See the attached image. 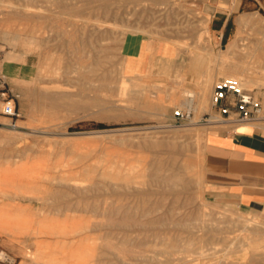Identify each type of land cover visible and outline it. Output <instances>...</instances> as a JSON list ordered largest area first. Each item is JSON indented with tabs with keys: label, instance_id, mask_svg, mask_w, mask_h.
Instances as JSON below:
<instances>
[{
	"label": "rangeland",
	"instance_id": "rangeland-1",
	"mask_svg": "<svg viewBox=\"0 0 264 264\" xmlns=\"http://www.w3.org/2000/svg\"><path fill=\"white\" fill-rule=\"evenodd\" d=\"M1 1L0 97L13 100L19 128L13 129L11 117L0 110V253L6 255H0V264H103L112 258L117 264H126L123 256L133 264H264V221L208 190L204 158L210 125H181L174 115L177 109H187L180 103L188 88L197 93L193 99L198 101L207 71L212 72V81L204 91V107L194 104V121L213 111L215 82L234 73L254 80L253 89H247L255 92L264 110V0H137L139 4L112 0L121 1L127 15L102 24L97 22V17L105 18L98 9L100 0H68L82 7L78 15L62 14L56 0ZM11 3L13 9L3 6ZM32 6L35 11L42 8L35 17ZM39 13L46 18L39 19ZM241 18L246 19L241 23ZM259 26L263 51H254ZM142 40L176 47L178 57L161 62V70L154 65L146 75L129 76L124 72L125 58L133 44ZM232 41L237 42L234 53L223 57ZM188 61L199 65L196 80L175 68L188 66ZM101 67L110 70L109 83L101 81ZM19 68L23 74L16 78L13 72ZM123 73L126 90L122 88ZM52 93L58 95L56 99H51ZM76 101L81 104L77 109L71 105ZM85 103L90 107H83ZM254 124L264 126V118ZM157 168L165 179L178 175L182 181L166 179L143 202H134L133 213L138 217L152 209L143 217L146 225L131 230L109 226L106 209L114 197L96 190L95 184L117 175L122 178L128 172L143 183ZM61 195L66 209L59 215L55 210L61 203L56 199ZM39 197H48L46 211ZM223 210L232 216L230 221ZM238 215L251 219L237 224ZM154 219L163 221L152 224ZM56 230L64 231V250L52 255L48 252L57 238L51 231Z\"/></svg>",
	"mask_w": 264,
	"mask_h": 264
},
{
	"label": "crops",
	"instance_id": "crops-1",
	"mask_svg": "<svg viewBox=\"0 0 264 264\" xmlns=\"http://www.w3.org/2000/svg\"><path fill=\"white\" fill-rule=\"evenodd\" d=\"M177 57L176 47L142 40L128 50L124 72L129 76L146 75L154 65L161 70V62ZM175 68L191 80L197 79L199 65H192V61L186 67ZM21 70L14 71V77H20ZM209 127L204 158L208 190L264 221V126L251 123Z\"/></svg>",
	"mask_w": 264,
	"mask_h": 264
},
{
	"label": "bare ground",
	"instance_id": "bare-ground-1",
	"mask_svg": "<svg viewBox=\"0 0 264 264\" xmlns=\"http://www.w3.org/2000/svg\"><path fill=\"white\" fill-rule=\"evenodd\" d=\"M3 2H4V0H2ZM1 1V2H2ZM33 1V0H32ZM57 1V3H58V5H60V7H61V9H62V14H64V13H67V14H71V15H78V14H81L82 13V7L81 6H79V5H77V4H75V3H70L68 0H56ZM128 1V0H127ZM132 1H134L135 3H138V1L137 0H132ZM131 1V2H132ZM156 1V0H155ZM14 2V1H13ZM100 7L98 8V9H101L102 10V12H104V14H105V18H99L98 19V17H97V22H99V23H101L102 24V22H105V21H110V20H116V18L119 16V15H125V12H126V10L125 9H123V7L122 6H124V5H121V1L118 3L117 1H110V0H100ZM130 2V3H131ZM176 2V1H175ZM174 2V3H175ZM223 2V1H222ZM26 3H27V0H26ZM50 3V2H49ZM48 3V4H49ZM57 3H55V4H57ZM90 3H92V1L90 2ZM89 2H88V4H90ZM97 3V2H96ZM142 3H143V1H142ZM145 3V2H144ZM31 4V3H30ZM42 4V3H41ZM85 4H87V3H85ZM115 4V5H114ZM139 4V3H138ZM145 4H147V3H145ZM176 4V3H175ZM175 4H173V5H175ZM28 5V4H27ZM50 5V4H49ZM91 5V4H90ZM3 6H7V7H10V9H11V7H12V9L14 8L13 7V5H12V3L11 4H9V5H3ZM83 6H87V5H83ZM131 6V5H130ZM151 6V5H150ZM153 6V5H152ZM17 7V6H16ZM15 7V8H16ZM27 7V6H26ZM33 7V6H32ZM139 7H141V6H139ZM29 9H31L32 10V8H30V7H28ZM34 8L35 7H33V12L35 11L34 10ZM54 8V7H53ZM89 8V7H88ZM128 8H130V7H128ZM1 9V8H0ZM38 9H39V7H38ZM85 9V8H84ZM135 9V8H134ZM42 10V8H40L39 10H36V11H38V12H40ZM60 10V9H59ZM96 9L94 8L93 9V11H95ZM26 11V10H25ZM29 11V10H28ZM28 11H26V12H28ZM36 11H35V14H33V16L35 17L36 16ZM54 11H56V10H54ZM58 11V10H57ZM124 11V12H123ZM30 12V11H29ZM37 12V13H38ZM43 12L44 11H42L41 13L43 14ZM50 12V11H49ZM60 12V13H61ZM128 12V11H127ZM41 13H39V15L37 14V17L39 16V19H40V17H41V19H43L42 17H44V16H42L41 15ZM47 13V12H46ZM144 13V12H143ZM50 14V13H49ZM66 14V15H67ZM89 14V13H88ZM131 14V13H130ZM0 15H2V14H0ZM32 15V14H31ZM31 15H30V17H31ZM41 15V16H40ZM65 15V16H66ZM126 15H127V13H126ZM125 15V16H126ZM27 16V15H26ZM49 16V15H48ZM28 17V16H27ZM51 17H53L52 16V14H51ZM50 17V18H51ZM68 17V16H67ZM18 18V17H17ZM44 18H46V17H44ZM50 18H48V19H50ZM121 18H122V16H121ZM128 18V17H127ZM58 19V18H57ZM245 19L246 18H241L240 19V22L242 23L243 21H245ZM79 21V20H78ZM84 21H85V19H84ZM90 21H92V20H90ZM94 22H95V20H93ZM88 22V21H87ZM94 22H93V24H94ZM182 22V21H181ZM110 23V22H109ZM48 24V23H47ZM88 24V23H87ZM100 24V25H101ZM118 24V23H117ZM185 24H187V23H185ZM99 25V24H98ZM104 25H106V24H104ZM104 25H103V27H104ZM109 25H111V24H109ZM116 24H114V26H115ZM107 26V25H106ZM113 26V25H112ZM113 26V27H114ZM50 27V26H49ZM101 27V26H100ZM116 27V26H115ZM41 28V27H40ZM111 28V27H110ZM118 29H126V28H123V27H120L119 28V26L117 27ZM114 29V28H113ZM117 29V30H118ZM130 28H128V30H129ZM49 30H50V28H49ZM94 30V29H93ZM133 30V29H132ZM135 30V29H134ZM133 30V31H134ZM262 28L259 26L258 27V29H257V31H256V36H255V38H254V51H256V50H262L263 49V47H262V40H261V38H260V36H259V34L260 33H262ZM63 31V30H62ZM114 31H116V30H114ZM131 31V30H130ZM140 31V30H139ZM199 31V30H198ZM64 32V31H63ZM124 33V32H123ZM34 34V33H33ZM58 34V33H57ZM91 34V33H90ZM7 35V34H6ZM199 35H200V33H199ZM58 36H59V34H58ZM92 36V35H91ZM118 36H119V34H118ZM123 36V35H122ZM121 37V36H120ZM61 38V37H60ZM115 38V37H114ZM83 39V38H82ZM91 39V38H90ZM109 39V38H108ZM96 40V39H95ZM103 40V39H102ZM98 41V40H97ZM101 41V40H100ZM109 41V40H108ZM92 42V41H91ZM104 42V41H103ZM102 42V43H103ZM184 43H186V42H184ZM82 44V43H81ZM99 44V43H98ZM31 45V44H30ZM33 45V44H32ZM184 45V44H183ZM237 46V42L236 41H232L231 43H230V45L228 46V49H227V51L223 54V57H225V56H228V55H230V54H233L234 53V49H235V47ZM185 47V46H184ZM194 47V46H193ZM182 48H183V46H182ZM196 49V48H195ZM201 49V48H200ZM194 50V49H193ZM197 50V49H196ZM196 50H194V52L196 51ZM198 52L199 51H201V50H197ZM263 51V50H262ZM202 52V51H201ZM205 52V51H204ZM87 53V52H86ZM21 54V53H20ZM204 54V53H203ZM180 56V55H179ZM255 56V55H254ZM72 57H73V55H72ZM98 58H99V65H102V63H101V61H100V57L98 56ZM222 58V57H221ZM209 59H211V58H209ZM225 59V58H224ZM189 62V61H188ZM210 62H211V60H210ZM215 63V62H214ZM210 64V63H209ZM208 64V65H209ZM87 66V65H86ZM95 67V66H94ZM209 68H210V66H208ZM113 68V67H112ZM111 68V69H112ZM219 68V67H218ZM83 69V68H82ZM89 69H90V67H89ZM100 69H102V72L100 73V78H101V81L103 82V84H106V83H109L110 82V78H111V73H110V70L109 69H103L102 67L100 68ZM214 69V68H213ZM69 70V69H68ZM87 70V69H86ZM91 70V69H90ZM73 71V70H72ZM219 71V70H218ZM221 71V70H220ZM74 73V72H73ZM212 73V72H211ZM211 73H210V71H207L204 75H203V80H202V85L200 86V88H201V91L198 93V95H199V99H198V101L196 102L195 101V99H193V97H195V95L197 94V93H195V91H193V90H189V88H188V90H186V92H185V99H183L182 101H181V103H180V106H183V107H185V108H188V107H193L194 108V104L196 105V108L198 107V106H200L201 108L202 107H204V101H205V98H204V91L206 90V88L208 87V85H209V83H210V81H212L211 79H212V76L213 75H211ZM219 73V72H218ZM41 74V73H40ZM249 74H251V73H249ZM75 75H76V73H75ZM41 77V76H40ZM54 77V76H53ZM85 77V76H84ZM230 77H232V78H236V79H238L241 83H242V85L245 87V88H250V89H253V86H255L256 85V83L254 82V80H252V79H248V78H246L243 74H238V73H234V74H231V76ZM256 77V76H255ZM42 78V77H41ZM127 76L123 73V80H122V84H123V86H122V88H123V90H126V87L124 86L126 83H127ZM258 78H259V76H258ZM44 79V78H43ZM183 79V78H182ZM186 79V78H185ZM40 80H38V82H39ZM42 81V80H41ZM91 81H93V80H91ZM183 81V80H182ZM260 81H262V80H260ZM48 82V81H47ZM68 82V81H67ZM79 82V81H78ZM83 82V81H82ZM91 83V82H90ZM53 84V83H52ZM98 84V83H97ZM54 85V84H53ZM57 85V84H56ZM59 85V84H58ZM57 85V86H58ZM61 85H63V84H60L59 86H61ZM88 85V84H87ZM260 85V84H259ZM51 86V85H50ZM58 86V87H59ZM142 86H144V85H142ZM198 86V85H197ZM76 87H78V85L76 86L75 85V88ZM86 87V86H85ZM92 87V86H91ZM64 88H66V86L64 87ZM69 88H71V87H69ZM88 88H89V86H88ZM93 88V87H92ZM95 88V87H94ZM121 88V89H122ZM144 88V87H143ZM123 90H122V92H123ZM41 91V90H40ZM70 91V90H69ZM85 93V92H84ZM88 93H90V92H88ZM105 93V95H106V92H104ZM65 95V94H64ZM63 95V96H64ZM85 95V94H84ZM57 96L58 95H56V94H51V99H56L57 98ZM80 96V95H79ZM73 97V96H72ZM64 98H66V101L65 102H67V103H65L66 105H68L69 104V102H68V100H67V96H65ZM36 99V98H35ZM99 100V99H98ZM98 100H94L95 101V103H96V105H98L99 103V101ZM101 100V99H100ZM173 100V99H172ZM175 100V99H174ZM89 101V100H88ZM102 102V101H101ZM196 102V103H195ZM93 104V103H92ZM52 105V104H51ZM71 105L72 106H74L76 109L77 108H79L80 106H81V104L80 103H78V101H76V102H73V103H71ZM60 106V105H59ZM83 107H85V108H88V107H90V103H85V105H83ZM106 108H104V107H101V110L103 111V110H105ZM24 134V133H23ZM27 135V134H26ZM11 137V136H10ZM10 137H8V138H10ZM21 138V137H20ZM11 139V138H10ZM15 138H13V140H14ZM12 140V139H11ZM21 141V140H20ZM11 142V141H10ZM175 142V141H174ZM160 145H162V144H160ZM164 145V144H163ZM173 147V150H175L176 148H177V146L175 147V146H172ZM172 147H170V148H172ZM173 152V151H172ZM162 155V154H161ZM172 155V154H171ZM177 155V154H176ZM157 158V157H156ZM163 158V157H162ZM170 158H173V155H172V157L170 156ZM170 158H168V159H170ZM176 159H178V158H176ZM173 160H175V159H173ZM162 161V160H161ZM176 161V160H175ZM178 162V161H177ZM181 162H183V161H181ZM140 163V162H139ZM184 163V162H183ZM141 164V163H140ZM176 164V163H175ZM142 165V164H141ZM118 166V165H117ZM167 166H168V164H167ZM175 166V165H174ZM184 166V165H183ZM190 168V167H189ZM138 169V168H137ZM136 169V170H137ZM158 170H156V171H154L153 170V172H150V173H148L147 175H148V179H146V181H144L143 183L141 182H139V181H137L136 179H134V178H131L130 176H129V172L128 173H126L125 174V176L124 177H122V178H120L118 175L117 176H115V177H113V178H111V179H106L105 181H102V182H97L96 184H95V189L96 190H99V191H101V190H105V191H107L109 194L108 195H110L109 197H111V198H113L114 197V199L111 201V203H109L110 205H109V208L108 209H106L107 211H108V216L106 217V220H107V222H108V225L109 226H111V227H113V229H119V230H122V229H127V228H129L130 230H131V228L134 226H137V225H143V224H145L146 225V223H148V222H145V221H143V217L145 216V215H147V214H149V213H151V210L152 209H145V211H143V214L142 215H140L139 217H138V215L136 216V215H134V213H133V207H134V204L135 203H141V202H143L144 200H145V197H147V196H151L153 193H154V188L153 187H155V186H161V184L167 179H165L164 177H162L161 175H160V172H159V168H157ZM188 169V168H187ZM171 170V169H170ZM173 170V169H172ZM111 171V170H110ZM177 171V170H176ZM188 171V170H187ZM113 172V171H112ZM178 172V171H177ZM167 173H168V171H167ZM124 174V173H123ZM111 175V174H110ZM103 178V177H102ZM180 179V176H178V175H173V176H171L169 179L170 180H175V179ZM169 179H167V180H169ZM188 179V178H187ZM59 180H60V178H59ZM62 180V179H61ZM181 180V179H180ZM189 180V179H188ZM182 181V180H181ZM60 182V181H59ZM67 182V181H66ZM180 182V181H179ZM187 182V181H186ZM186 182H183V183H186ZM68 183V182H67ZM182 183V182H181ZM140 184H143V186H140ZM198 184H199V182H198ZM82 186V185H81ZM80 186V187H81ZM174 187H176L175 185H173ZM178 187V186H177ZM176 187V188H177ZM186 187H188V186H186ZM180 188V187H179ZM171 189V188H170ZM180 190V189H179ZM185 190V189H184ZM61 191L62 190H59V192L58 193H61ZM160 192V191H159ZM162 192V191H161ZM62 194V193H61ZM7 196H8V194H6ZM52 195V194H51ZM63 195V194H62ZM60 196L58 199H56L59 203H61L59 206H57V208H56V210L55 211H57V213L59 214V215H61L63 212H64V210L66 209V208H64V206L62 205V204H64L63 203V200H64V198H63V196ZM158 195V194H157ZM9 196H11V195H9ZM13 196V195H12ZM18 196V195H17ZM104 196V195H103ZM131 197H133L134 198V200H130V198ZM155 197V196H154ZM157 197V196H156ZM186 197V196H185ZM13 198V197H12ZM103 198V197H102ZM105 198V197H104ZM42 200V210H44V211H46L47 209H46V206H47V203H48V197L47 198H40L39 197V199L38 200ZM54 199V198H53ZM82 199V198H81ZM109 199V198H108ZM20 200V199H19ZM18 200V201H19ZM152 200V199H151ZM77 201H78V199H77ZM84 201V200H83ZM38 202V201H37ZM88 202V201H87ZM92 202V201H91ZM105 202H106V199H105ZM135 202V203H134ZM147 202H149V201H147ZM202 202H203V199H202ZM206 203V202H205ZM204 203V204H205ZM207 204V203H206ZM66 205V204H65ZM67 205H69V204H67ZM85 205H86V203H85ZM143 205H145V204H143ZM176 205V204H175ZM21 206V205H20ZM71 206H72V204H71ZM96 206V205H95ZM104 206V205H103ZM102 206V207H103ZM156 207H158V204H156L155 205ZM206 206V205H205ZM27 207V206H26ZM26 207H24V208H26ZM92 207H93V205H92ZM137 207V206H136ZM96 208L97 209H100L101 208V206L99 205V206H96ZM206 208V207H205ZM204 208V209H205ZM216 208H217V206H216ZM143 209V208H142ZM160 209V208H159ZM199 209V208H198ZM219 209V208H218ZM94 210V209H93ZM137 210V209H136ZM157 210V209H156ZM201 210V209H200ZM210 210V209H209ZM220 210V209H219ZM36 211V210H35ZM224 212H222V214H224V215H226L227 216V220L230 218V217H232L231 215H228L229 213H227L226 212V210H223ZM98 212V211H97ZM206 212V211H205ZM54 213V212H53ZM158 213V212H157ZM187 213V212H186ZM230 213H231V211H230ZM171 214V213H170ZM243 214V213H242ZM99 215H101V214H99ZM172 215V214H171ZM177 215V214H176ZM207 215H209V214H207ZM233 215V214H232ZM202 216H204V217H207V216H205V215H202ZM223 216V215H222ZM105 217V216H104ZM219 217V216H218ZM221 217V216H220ZM244 217V216H243ZM242 216H239L238 215V217H237V220L235 221V222H237V224H241L242 222H244V221H247L248 219H251V218H248L247 220L246 219H244ZM101 218V217H100ZM195 220V219H194ZM253 220V219H252ZM161 221H163V220H161ZM161 221H159V220H156V219H154V220H151L150 222H152V224H155V223H158V222H161ZM198 221H202V220H198ZM213 221H215V220H213ZM228 221H230V220H228ZM253 221H255V220H253ZM223 222V221H222ZM233 222V221H232ZM249 222V221H248ZM250 222H252V221H250ZM175 223V222H174ZM192 223V222H191ZM253 223V222H252ZM106 224V223H105ZM189 224V223H188ZM187 224V225H188ZM194 224V223H193ZM213 224V223H212ZM221 224V223H220ZM228 224V223H227ZM236 223H234V225H235ZM237 224H236V226H237ZM60 225V224H59ZM158 225V224H157ZM186 225V224H185ZM191 225V224H190ZM214 225V224H213ZM148 226V225H147ZM146 226V227H147ZM154 226V225H153ZM177 226V225H176ZM216 226V225H215ZM220 226V225H219ZM229 226H233L232 224H230ZM236 226H235V228H236ZM258 226V225H257ZM54 227V226H53ZM143 227H145V226H143ZM171 227V226H170ZM173 227V226H172ZM188 227H190V226H188ZM192 227V226H191ZM230 227V228H231ZM234 227V226H233ZM238 227V226H237ZM243 227V226H242ZM183 228V227H182ZM209 228V227H208ZM216 228V227H215ZM227 228V227H226ZM229 228V229H230ZM235 228H233V229H235ZM62 229V228H61ZM161 229V228H160ZM179 229V228H178ZM195 229V228H194ZM207 229V228H206ZM218 230H220L219 229V227L217 228ZM224 229V228H223ZM228 229V228H227ZM227 229H225V230H227ZM180 230V229H179ZM200 230V229H199ZM198 230V231H199ZM216 230V229H215ZM232 230V229H231ZM239 230V229H238ZM238 230H237V232H238ZM134 231V230H133ZM168 231H169V229H168ZM173 231V230H172ZM197 231V230H196ZM228 231H230V230H228ZM234 232H235V230H233ZM240 231V230H239ZM250 231V230H249ZM253 231V230H252ZM119 232H121V231H119ZM171 232V231H170ZM210 232V231H209ZM218 232V231H217ZM227 232V231H226ZM48 233H50V231L48 232ZM131 233V232H130ZM150 233H152V232H150ZM236 233V232H235ZM51 234L52 235H54L57 239H56V241H55V244L57 245H55V247H53V249H51L48 253H50V254H52V255H57V254H59L60 252H62L63 250H64V246L61 244V239L64 237V231L63 230H56V231H51ZM132 234H134V233H132ZM149 234V233H148ZM215 234H216V232H215ZM219 234L221 235V233H218V236H219ZM232 234H234V233H232ZM238 234V233H237ZM143 235V234H142ZM141 235V236H142ZM172 235V234H171ZM179 235V234H178ZM177 235V236H178ZM36 236H38V235H36ZM123 236V235H122ZM125 236V235H124ZM140 236V237H141ZM234 237H235V235H233ZM131 237H132V235H131ZM134 237V236H133ZM175 237V236H174ZM193 237V236H192ZM206 237V236H205ZM234 237H232V238H234ZM237 237V236H236ZM235 237V238H236ZM239 237V236H238ZM115 238V237H114ZM136 238V237H135ZM146 238V237H145ZM177 238V237H176ZM176 238H175V240H176ZM215 238V237H214ZM219 238V237H218ZM224 238V237H223ZM232 238H230V239H232ZM234 238V239H235ZM239 238H241V237H239ZM110 239V238H109ZM111 239H113V238H111ZM127 239H129V238H127ZM138 239V238H137ZM150 239V238H149ZM161 239V238H160ZM163 239V238H162ZM173 239V238H172ZM178 239V238H177ZM243 239V238H242ZM241 239V240H242ZM40 240V239H39ZM154 240V239H153ZM184 240V239H183ZM194 240V239H193ZM199 240V239H198ZM215 240V239H214ZM223 240V239H222ZM228 240V239H227ZM237 240V238L235 239V241ZM252 240H256V239H252ZM125 241V240H124ZM142 241V240H141ZM177 241V240H176ZM187 242H188V239L186 240ZM185 241V242H186ZM191 241V240H190ZM205 241H206V239H205ZM205 241H202L203 243L205 242ZM230 241V240H229ZM116 242V241H115ZM128 242V241H127ZM137 242V241H136ZM166 242V241H165ZM178 242H179V239H178ZM193 242V241H192ZM191 242V243H192ZM202 242H201V244H202ZM221 242V241H220ZM252 242V241H251ZM38 243H39V245L41 244V243H43L41 240L40 241H38ZM120 243H121V241H120ZM155 243V242H154ZM189 243V242H188ZM199 243V242H198ZM225 243V242H224ZM229 243V242H228ZM252 243H254V242H252ZM112 244V243H111ZM132 244V243H131ZM135 244V243H134ZM156 244V243H155ZM180 244V243H179ZM194 244V243H193ZM212 244V243H211ZM220 243H218V245H219ZM230 244V243H229ZM232 244V243H231ZM230 244V245H231ZM236 244V243H235ZM237 244H239L238 243V241H237ZM242 244H243V242H242ZM24 245V244H23ZM61 245V246H60ZM110 245V244H109ZM123 245H125V244H123ZM150 245V244H149ZM178 245V244H177ZM185 245H186V243H185ZM194 245H196V244H194ZM223 245V244H222ZM225 245V244H224ZM226 245H228V244H226ZM225 245V246H226ZM233 245V244H232ZM256 245V244H255ZM42 246H43V244H42ZM46 246V245H45ZM49 246V245H48ZM151 246V245H150ZM189 246V245H188ZM199 246H201V245H199ZM207 246V245H206ZM220 246V245H219ZM250 246H252V245H250ZM257 246H258V244H257ZM256 246V247H257ZM25 247V246H24ZM50 247V246H49ZM117 247V246H116ZM125 247V246H124ZM123 247V248H124ZM152 247V246H151ZM153 247H154V245H153ZM209 247V246H208ZM207 247V248H208ZM213 247V246H212ZM211 247V248H212ZM217 247V246H216ZM238 247H239V245H238ZM105 248V247H104ZM109 248H111V246L109 247ZM126 248V247H125ZM145 248H146V246H145ZM155 248H157V247H155ZM180 248H182V247H180ZM184 248V247H183ZM182 248V249H183ZM220 248V247H219ZM223 248H224V246H223ZM225 248H227V247H225ZM224 248V249H225ZM231 248V247H230ZM138 249H139V247H138ZM152 249H154V248H152ZM158 249V248H157ZM174 249V248H173ZM188 249V248H187ZM206 249V248H205ZM209 249V248H208ZM252 249V248H251ZM30 250V249H29ZM119 250V249H118ZM148 250V249H147ZM158 250H161V249H158ZM213 250V249H212ZM221 250H223L222 248H221ZM233 250V249H232ZM250 250V249H249ZM254 250V249H253ZM41 251V250H40ZM43 251H45V250H43ZM42 251V252H43ZM104 251V250H103ZM133 251H134V249H133ZM136 251V250H135ZM167 251V250H166ZM165 251V252H166ZM189 251V250H188ZM196 250H194V252H195ZM245 251H247L246 249H245ZM37 252V251H36ZM114 252H116V251H114ZM149 252V251H148ZM161 252V251H160ZM185 252H187V251H185ZM207 252V251H206ZM206 252H204V253H206ZM227 252V251H226ZM251 251H249L248 253H250ZM255 252V251H254ZM38 253H40V252H38ZM144 253V252H143ZM145 253H146V250H145ZM183 253V252H182ZM192 253V252H191ZM190 253V254H191ZM217 253H219V250L217 251ZM238 253H239V251H238ZM253 253V252H252ZM99 254V253H98ZM106 255L108 254H110V252H109V250L105 253ZM131 254V253H130ZM137 254H140V253H137ZM142 254V253H141ZM147 254V253H146ZM201 254V253H200ZM203 254V253H202ZM229 254V253H228ZM245 254V253H244ZM246 254H247V252H246ZM0 255H1V257H3V258H6V255H5V253H0ZM36 255V254H35ZM34 255V256H35ZM119 255V254H118ZM117 255V256H118ZM134 255V254H133ZM149 255V254H148ZM196 255V254H195ZM209 255V254H208ZM208 255H207V257H208ZM212 255V254H211ZM38 256V255H37ZM37 256H35V257H37ZM98 256V255H97ZM114 256V255H113ZM144 256V255H143ZM143 256H140L141 258L143 257ZM185 256V255H184ZM192 256V255H191ZM200 256V255H199ZM229 256V255H228ZM246 256H248V255H246ZM249 256H250V254H249ZM249 256L247 257V258H249ZM35 257H34V261L36 260L35 259ZM100 257V256H99ZM118 257H120V256H118ZM124 258H125V256H123ZM126 257H128V256H126ZM174 257V256H173ZM189 258H190V256H188ZM193 257H195V256H193ZM230 257V256H229ZM252 257V256H251ZM122 258V257H121ZM123 258V260H124V262H126V264H133V263H131V261L130 262H128L126 259H124ZM131 258V257H130ZM145 258V257H144ZM169 258V257H168ZM181 258V257H180ZM186 258V257H185ZM231 258V257H230ZM245 258L246 257H244V260H245ZM113 260H108L106 263H103V264H117V262L116 261H114V258H112ZM136 259V258H135ZM138 259V258H137ZM145 259H147V258H145ZM184 259V258H183ZM194 259V258H193ZM201 259V258H200ZM218 259V258H217ZM221 259V258H220ZM250 259V258H249ZM249 259H247V260H249ZM33 260V259H32ZM116 260V259H115ZM165 260H166V257H165ZM171 260V259H170ZM201 260H203V259H201ZM119 261V260H118ZM150 261V260H149ZM153 261V260H152ZM155 261V260H154ZM168 261H169V259H168ZM231 261V260H230ZM230 261H228V262H230ZM246 261V260H245ZM250 261V260H249ZM120 262V261H119ZM151 262V261H150ZM166 262V261H165ZM198 262V261H197ZM221 262H224V261H221ZM227 262V263H228ZM247 262V261H246ZM141 263V262H140ZM170 263V262H169ZM168 263V264H169ZM219 263V262H218ZM232 263H235V262H232ZM240 263V262H239ZM238 263V264H239ZM32 264V263H31ZM136 264H138V263H136ZM221 264V263H220ZM225 264V263H224ZM229 264V263H228Z\"/></svg>",
	"mask_w": 264,
	"mask_h": 264
},
{
	"label": "built area",
	"instance_id": "built-area-1",
	"mask_svg": "<svg viewBox=\"0 0 264 264\" xmlns=\"http://www.w3.org/2000/svg\"><path fill=\"white\" fill-rule=\"evenodd\" d=\"M5 93H3L4 95ZM212 112H207L194 121V109H177L174 112L177 123H199L203 125H236L251 124L264 118L263 103L253 90L245 88L232 77L220 78L215 82L211 97ZM0 110L11 117L10 126L18 129L17 110L13 100L0 97Z\"/></svg>",
	"mask_w": 264,
	"mask_h": 264
}]
</instances>
